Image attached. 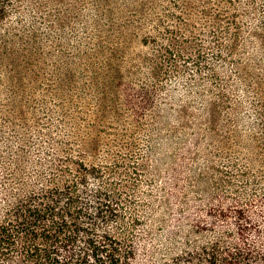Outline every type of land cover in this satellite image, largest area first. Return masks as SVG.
<instances>
[{"label": "rangeland", "instance_id": "rangeland-1", "mask_svg": "<svg viewBox=\"0 0 264 264\" xmlns=\"http://www.w3.org/2000/svg\"><path fill=\"white\" fill-rule=\"evenodd\" d=\"M204 1L0 0V154L89 144L130 264L232 245L264 200V0Z\"/></svg>", "mask_w": 264, "mask_h": 264}, {"label": "trees", "instance_id": "trees-1", "mask_svg": "<svg viewBox=\"0 0 264 264\" xmlns=\"http://www.w3.org/2000/svg\"><path fill=\"white\" fill-rule=\"evenodd\" d=\"M226 13H218L220 25ZM92 131L100 143L102 130ZM76 148L35 158L0 154V264H130L134 249L119 218L121 195L91 188L90 145ZM249 199L246 211L238 207L242 224L232 245L207 243L187 264H264V225L256 222L264 200Z\"/></svg>", "mask_w": 264, "mask_h": 264}]
</instances>
